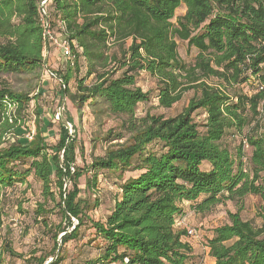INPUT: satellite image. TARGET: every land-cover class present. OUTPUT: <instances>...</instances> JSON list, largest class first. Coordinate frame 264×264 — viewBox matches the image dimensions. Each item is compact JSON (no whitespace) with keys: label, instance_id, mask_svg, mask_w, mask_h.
I'll return each instance as SVG.
<instances>
[{"label":"trees","instance_id":"16d2710c","mask_svg":"<svg viewBox=\"0 0 264 264\" xmlns=\"http://www.w3.org/2000/svg\"><path fill=\"white\" fill-rule=\"evenodd\" d=\"M40 1L0 0V202L31 176L60 221L50 223L38 204L33 213L50 247L22 254L5 243L0 264L3 253L23 264H192L198 259L186 230L176 227L182 203L205 214L247 196L259 200V222L227 212L228 221L212 229L204 246L214 264H264V88L258 90L264 86V0H48L46 17ZM46 29L69 48L63 73L52 72L60 98L121 119L120 131L105 135L104 156L83 169L75 166V131L70 136L62 123L56 145L47 144L43 134L51 124L39 114L31 138H21L22 113L32 99L2 81L46 67V47L47 53L53 48ZM178 41L196 51L191 65L180 59ZM142 73L155 81L152 90L138 86ZM190 90L198 96L174 117L136 115L138 104L153 99L171 109ZM196 111L205 115L202 125L192 118ZM229 134L241 138L234 154L223 144ZM128 170L134 174L122 178ZM105 172H119L120 183L100 220L91 214L98 199L91 198ZM93 243L91 255L84 248Z\"/></svg>","mask_w":264,"mask_h":264},{"label":"rangeland","instance_id":"374dc122","mask_svg":"<svg viewBox=\"0 0 264 264\" xmlns=\"http://www.w3.org/2000/svg\"><path fill=\"white\" fill-rule=\"evenodd\" d=\"M185 13V9L180 8L175 12V18ZM57 44L53 46L49 53H45L46 67L41 71L31 74H11L2 77V81L10 90L16 93L27 94L32 100L28 104L22 116L24 117V128L22 137L26 139L29 135L34 133V120L37 114L44 123L50 122L51 126L44 132V137L49 146L56 145L59 137V122L69 119L71 121L70 136L74 137L76 134L75 143V166L83 169L90 165L94 158L104 156L106 149L110 146L105 142V135L109 130L119 132L118 128L121 119L116 117L97 115L96 111L92 110L87 104L83 105L81 109L76 108V104H72L67 98L62 100L60 98V83L58 78L53 76V73H63L65 69V56L63 53L64 43L57 39ZM178 55L180 59L186 64L191 65L196 56V51L187 49L186 44L178 41ZM85 69L80 71L79 77L84 74ZM53 72V73H52ZM210 84L216 83L212 79L207 81ZM90 83V79L86 81ZM138 86L143 91L152 90L155 87V81L148 75L142 73L138 80ZM70 91L75 92V82L71 81L69 84ZM198 96L195 90H190L182 95V98L171 109L165 110L158 108L157 101L153 99L148 104H138L136 109L137 117H142L146 113L164 115L165 117H174L180 114L189 104L190 100ZM12 112V110H11ZM59 115V120L56 119ZM192 118L198 125H202L205 120V115L201 111H196L192 114ZM68 123V122H67ZM25 129V130H24ZM27 130V132H26ZM200 130L202 127L200 126ZM20 131V132H21ZM25 131V132H24ZM69 133V132H68ZM223 144L234 154L241 144V138L236 135H227L223 139ZM155 149V148H154ZM244 151L248 153V148L244 146ZM62 157V156H61ZM71 172L74 168H70ZM131 170L123 173L122 178H127L133 175ZM264 179V174H263ZM84 179L79 180V187L81 189L80 198H86L84 190ZM120 183L119 172L109 173L105 172L98 176V188L91 200L98 199L99 206L92 210L91 214L96 219L103 220L107 212L112 208L115 195L117 193V185ZM65 187L71 189L70 182H67ZM57 204L58 198L55 196ZM40 203H44L41 196L40 183L31 176L28 178L25 186H19L15 190L7 191L3 194L0 202L2 209V228L0 230V249L5 243H10L11 247L18 253L26 254L32 248L42 249L49 248L50 242L48 239L42 238L41 233L43 229L40 224L36 222L33 211ZM259 200L253 196H247L242 204L236 205L233 201H228L224 205H218L211 211L205 214L195 213L189 206L184 208V214L180 219L181 230L194 229L197 233L195 238L184 237L188 240L190 245L194 247V251L198 252L204 247V241L212 234V229L218 227L228 221L227 212L235 213L239 210L241 218L245 220H253L256 224L259 222L256 217V209ZM44 208L49 212V222L58 223L60 216L58 210L54 206L53 201L44 203ZM75 223V221L73 220ZM97 243V242H96ZM86 246L85 251L94 249V245ZM68 250L70 256L77 254V250L73 248ZM1 251V250H0ZM95 250L91 251V255L95 254ZM199 253V252H198ZM3 264H23L22 261L14 260L3 253ZM51 259H49L50 261ZM48 261V262H49ZM192 264H209L195 260Z\"/></svg>","mask_w":264,"mask_h":264},{"label":"built area","instance_id":"2783aa9c","mask_svg":"<svg viewBox=\"0 0 264 264\" xmlns=\"http://www.w3.org/2000/svg\"><path fill=\"white\" fill-rule=\"evenodd\" d=\"M48 0H41L40 1V9H41V13L44 17H46V11H45V6H46V3H47ZM45 23V28H47V23ZM44 36H45V40L47 43H50L51 45L55 46V44H57V39L53 38L50 34V32L48 31V29L45 30V33H44ZM64 43V46H63V53H64V56L65 57H68L69 56V48L67 46V44L65 42ZM47 48V52H48V46L46 47ZM264 88V86H260L258 88V90H262ZM56 119L59 120V115H57ZM69 134H72L73 132L71 131V126L68 130ZM26 138L30 139L31 138V135L27 136ZM181 222L179 221L177 224H176V227L180 226ZM197 236V233L194 229H186V237L187 238H195Z\"/></svg>","mask_w":264,"mask_h":264},{"label":"crops","instance_id":"0c3cea01","mask_svg":"<svg viewBox=\"0 0 264 264\" xmlns=\"http://www.w3.org/2000/svg\"><path fill=\"white\" fill-rule=\"evenodd\" d=\"M189 205V202H183L182 203V206H184V208L186 207V206H188ZM185 241H187L188 242V240H185ZM189 243V242H188ZM190 244V243H189ZM191 246V245H190ZM191 248H192V250H193V255H195L196 256V258L195 259H198L200 262L202 261V263H205L206 261H208V263L209 264H214V260L209 256V250H208V248L207 247H202V249L201 250H198V252H195L194 251V247H192L191 246ZM189 264H191V262L189 263Z\"/></svg>","mask_w":264,"mask_h":264},{"label":"water","instance_id":"95a60500","mask_svg":"<svg viewBox=\"0 0 264 264\" xmlns=\"http://www.w3.org/2000/svg\"><path fill=\"white\" fill-rule=\"evenodd\" d=\"M65 98V96L63 95L62 96V100ZM61 123H62V125L64 126V127H66L68 130H69V128H70V124L69 123H67V122H65V121H61ZM52 261V259L49 261V262H51ZM48 262V263H49ZM47 263V264H48Z\"/></svg>","mask_w":264,"mask_h":264}]
</instances>
